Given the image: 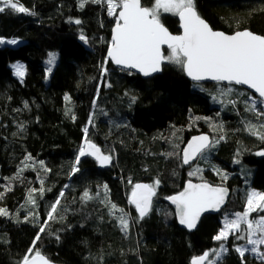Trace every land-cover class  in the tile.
Instances as JSON below:
<instances>
[{"label":"trees","instance_id":"16d2710c","mask_svg":"<svg viewBox=\"0 0 264 264\" xmlns=\"http://www.w3.org/2000/svg\"><path fill=\"white\" fill-rule=\"evenodd\" d=\"M19 2L35 15L0 13V38L22 41L0 47V208L8 212L0 215V264H22L34 241V251L56 264H191L193 257L218 249L221 242L213 237L223 219L245 210L250 191L264 193V156L256 154L264 150V141L245 130L248 121L262 122L245 111L252 94L235 86L192 84L180 66L169 62L161 75L149 79L115 68L107 52L116 19L104 3L89 0L80 8V0ZM194 2L214 30L234 34L248 29L264 36V0ZM142 4L152 7L154 0ZM159 19L180 34L177 16L164 13ZM50 53L59 59L47 79ZM17 62L26 65L23 81L13 70ZM227 88L232 92L222 95ZM221 124L222 131L213 128ZM85 127L87 140L112 157L109 170L86 158L72 174ZM201 133L213 141L221 135L224 139L205 153L206 159L185 167L182 150ZM29 155L31 166L24 167ZM197 168L201 171L189 176ZM156 180L153 207L143 219L132 205L126 212L114 203L115 183L128 194L133 185ZM189 180L231 191L221 214L204 217L193 233L178 226L174 208L166 202ZM31 189L37 190L32 193L35 205L26 204ZM61 191L57 218L41 233ZM85 192L92 198L82 199ZM108 201L128 214L127 233L117 220L121 213L110 214ZM223 243L227 252L219 264H264L261 257L242 258L234 235Z\"/></svg>","mask_w":264,"mask_h":264},{"label":"snow or ice","instance_id":"6c2138e0","mask_svg":"<svg viewBox=\"0 0 264 264\" xmlns=\"http://www.w3.org/2000/svg\"><path fill=\"white\" fill-rule=\"evenodd\" d=\"M89 0H80V8H83ZM92 3L106 4L109 16L115 17L116 23L112 29V37L109 43L107 58L115 65L123 66L125 69H136L144 76L161 71L163 62L176 64L182 68L188 77L193 81L211 79L218 82H228L229 84L247 85L259 94L261 104H264V36L254 34L249 30L237 31L232 35L220 31H214L210 25L196 11L194 0H154L152 7L142 6L141 0H90ZM9 10L13 13H24L35 15L19 0H0V13ZM119 10V11H117ZM170 13L178 16L182 28L181 35L171 34L161 23L160 15ZM80 24V20H75ZM80 39L87 43V38L81 34ZM17 44L16 39L0 38V44ZM167 45L168 54L162 51V46ZM56 56L49 54L47 63L53 65ZM15 74L18 77L24 76L23 65H13ZM105 72L107 69H103ZM51 72V67L48 68ZM232 92L228 88L222 95ZM64 99L70 102V97L65 95ZM135 102V97L132 98ZM229 103L236 104L235 100ZM95 105V101H93ZM27 107V103H25ZM68 111H71L69 109ZM245 111L255 114L262 122L257 126L250 121L245 123V130L250 135L256 136L264 141V111H258L256 101L253 99L249 106L245 101ZM67 114V113H66ZM73 119L75 117L73 116ZM199 119V118H197ZM89 123H92L91 116ZM22 127V126H21ZM218 131L223 130V125H213ZM84 146L80 148L79 154L72 166V174L79 171L78 165L81 157L92 155L101 164L106 165L111 162L110 155H104L100 149L91 141L87 140L88 128H84ZM221 135L217 140L212 141L207 135L193 137L187 146L182 150V162L189 165L198 158L206 159L205 152L214 147L216 143L223 140ZM174 153H168L169 156ZM264 156V150L256 153ZM32 157L26 156L24 167H30L26 161ZM239 163V160L235 161ZM41 166L43 162H39ZM47 171V169H45ZM23 171V168L20 169ZM196 169L189 172V176L196 175ZM19 176V172L17 173ZM227 179V176H224ZM131 183V181H129ZM159 185V180L154 184H135L129 196V203L135 206L138 219H143L151 211L152 197L155 196V187ZM107 190V185L104 186ZM36 189H31L26 200V204L35 205L36 201L32 193ZM50 191V189H49ZM40 194L44 192L43 180H41ZM2 195V194H0ZM64 193H59L56 201L51 205L47 214V220L40 226V232H44L48 221L56 219L60 197ZM227 189L213 187L209 184H193L189 181L182 192L175 196L166 197L176 206V215L179 223L188 229H194L202 212L208 209L219 210L224 203ZM88 192H85L82 199H91ZM110 214L115 211L121 213L117 217L122 232L127 233L129 229L128 214L123 209H119L111 201ZM252 213H264V193L250 191L246 197V207L242 213H235L234 219H225L223 228L213 237L215 241L221 242L218 249L205 251L202 255L193 257L191 264H219L224 253L227 252L224 241L229 235H234L237 240L246 241L252 247L237 246L235 251L243 258L245 252L251 251L264 259V252L260 251V246L264 245V215H259L257 219H250ZM0 215H8L4 208H0ZM27 219V217H25ZM242 225L246 226L242 228ZM36 239H39V233ZM59 239V237H57ZM29 248L28 254L23 258L22 264H50V262L35 250Z\"/></svg>","mask_w":264,"mask_h":264},{"label":"water","instance_id":"95a60500","mask_svg":"<svg viewBox=\"0 0 264 264\" xmlns=\"http://www.w3.org/2000/svg\"><path fill=\"white\" fill-rule=\"evenodd\" d=\"M141 3H142V0H141ZM142 6H143V4H142ZM177 19H178V21H179V28H180V34H173V33H171L161 22V24L171 33V34H173V35H181L182 34V28H181V26H180V20H179V17L177 16ZM208 23V22H207ZM211 27V26H210ZM212 28V27H211ZM213 29V28H212ZM214 30V29H213ZM248 30V29H247ZM214 31H217V30H214ZM242 31H244V30H242ZM250 31V30H249ZM220 32H223V31H220ZM223 33H225V32H223ZM225 34H227V33H225ZM255 34V33H254ZM228 35H232V34H228ZM165 50H168L167 49V45H163L162 46V51L164 52V54H165ZM109 61H110V63L115 67V68H117V69H119V70H121V71H124V72H128V73H134V74H137L138 76H140V77H142L143 79H149V78H153V77H155V76H159V75H161L162 74V71H163V67L168 63V62H163L162 63V65H161V71H159V72H156V73H153V74H151V75H149V76H144L142 73H140L138 70H136V69H125L123 66H118V65H115L110 59H109ZM185 76H186V78L188 79V81L189 82H191L192 84H196V85H205V84H210V85H216V84H221V85H227V86H235V87H239V88H242V89H244V90H246V91H248L249 93H251L254 97H256V98H258L259 100H261L262 98H260L259 97V94L258 93H256L253 89H251V88H249L247 85H236V84H229L228 82H218V81H213V80H211V79H205V80H202V81H193L190 77H188L187 75H186V73H185ZM201 135H207L208 137H209V139L210 140H212L213 141V139H212V137L208 134V133H201V134H198V135H195V136H193V137H198V136H201ZM192 137V138H193ZM192 138L189 140V141H191L192 140ZM188 141V142H189ZM188 144V143H187ZM187 144L185 145V147L187 146ZM98 147V146H97ZM184 147V148H185ZM99 149H100V151H101V153L102 154H104L103 153V151L101 150V148L100 147H98ZM211 149V148H210ZM207 151H209V150H207ZM206 151V152H207ZM205 152V153H206ZM105 155V154H104ZM86 158H91L92 160H94L96 163H97V165H98V167L100 168V169H102V170H109L110 168H111V166H112V161L109 163V164H106V165H101L96 159H95V157L94 156H92V155H85V156H83V157H81V159H80V162L81 161H83L84 159H86ZM199 160V158L196 160V161H193L192 162V164H194V163H196L197 161ZM192 164H189V165H186V164H183L185 167H189L190 165H192ZM189 181H191L193 184H200V183H205L206 181H193V180H189ZM189 181H187L186 183H185V185H184V188L186 187V185H187V183L189 182ZM207 184H209V185H211V186H213V187H220V188H224V189H227V195H226V197H225V201H224V203L220 206V208H219V210H215V209H208V210H206V211H204V212H202L201 213V215H200V217H199V219H198V221H197V223H196V227L194 228V229H188L185 225H182V224H180L179 223V218L177 217V215H176V206L174 205V204H172V202L170 201V200H166V202L169 204V205H171L173 208H174V213H175V218H176V221H177V224H178V226L181 228V229H183V230H185L186 232H188V233H193V232H195L196 231V229L198 228V226H199V224H200V222L202 221V219L204 218V217H206V216H210V215H212V216H215V215H219V214H221V212L227 207V205H228V203H229V199H230V196H231V191H230V189L227 187V186H221V185H214V184H211V183H209V182H206ZM137 184H148L147 182H145V181H142V182H139V183H137ZM184 188H183V190H184ZM182 190V191H183ZM181 191V192H182ZM179 194V193H178ZM177 195V194H176ZM175 196V195H174ZM154 197L155 196H153L152 197V207H153V203H154ZM132 205V204H131ZM134 208H135V206L134 205H132ZM152 207H151V209H152ZM135 211H136V209H135ZM151 212V211H150ZM149 212V213H150ZM136 213H137V211H136ZM148 213V214H149ZM138 214V213H137ZM147 216V215H146ZM45 257V256H44ZM46 258V257H45ZM47 259V258H46ZM48 260V259H47ZM49 261V260H48ZM50 262V264H56V263H53V262H51V261H49Z\"/></svg>","mask_w":264,"mask_h":264},{"label":"rangeland","instance_id":"374dc122","mask_svg":"<svg viewBox=\"0 0 264 264\" xmlns=\"http://www.w3.org/2000/svg\"><path fill=\"white\" fill-rule=\"evenodd\" d=\"M117 11H119V10H117ZM162 14H164V13H162ZM161 14V15H162ZM170 14V13H169ZM160 15V16H161ZM7 40V39H6ZM18 41V43L17 44H14V46H17V45H19V44H21L22 43V41L21 40H17ZM4 45H13V44H7V43H5V44H0V47L1 46H4ZM55 56H56V59H55V62H54V64L53 65H49V67H51V72L53 71V68L55 67V65H56V63H57V61H58V59H59V55H58V53H56L55 54ZM17 64H20V65H23V69H24V76L21 78V77H18L16 74V77L20 80V81H23L24 79H25V76H26V73H27V69H26V65L24 64V63H21V62H17V63H15V64H13V65H17ZM13 70H14V73H15V68L13 67ZM51 72H49L48 70H47V79H49V77H50V75H51ZM228 89V88H227ZM255 100L256 101V107H257V110L258 111H264V104H261L260 103V100L258 99V98H256V97H254V96H250L249 97V105H251V103H252V100ZM114 186H115V195H114V203L118 206V207H120V208H123L126 212L129 210V208H130V206H131V204L129 203V196H130V194H131V192L130 193H128L127 194V192H126V190H125V188L123 187V185L121 184V183H119V182H117V183H115L114 184ZM157 187V186H156ZM155 187V190L157 189ZM253 191V190H252ZM255 191H257V190H255ZM259 192V191H258ZM254 214H258L257 216H255V217H252V215H254ZM259 215H263L262 213H252L251 214V216L249 217L250 219H257V218H259ZM234 219L235 217H234V215L232 216V215H227L224 219H223V222H225V219ZM244 227H246V226H244V225H242V228H244ZM231 235V234H230ZM229 235V236H230ZM237 240V239H236ZM237 242H238V245L237 246H245V247H247L248 249H250L252 246L251 245H247L246 244V241H244V240H237ZM260 251L261 252H264V245H261L260 246ZM247 254H249V255H252V256H256V257H261L260 255H258V254H256V253H252L251 251H247V252H245V255H247ZM244 255V256H245Z\"/></svg>","mask_w":264,"mask_h":264}]
</instances>
